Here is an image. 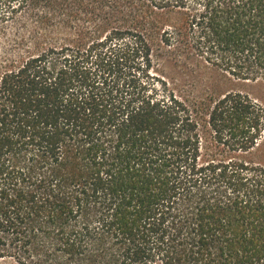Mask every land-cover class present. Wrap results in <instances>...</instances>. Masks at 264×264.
Returning <instances> with one entry per match:
<instances>
[{
	"label": "trees",
	"instance_id": "1",
	"mask_svg": "<svg viewBox=\"0 0 264 264\" xmlns=\"http://www.w3.org/2000/svg\"><path fill=\"white\" fill-rule=\"evenodd\" d=\"M0 36L1 261L264 264V0H0Z\"/></svg>",
	"mask_w": 264,
	"mask_h": 264
},
{
	"label": "rangeland",
	"instance_id": "2",
	"mask_svg": "<svg viewBox=\"0 0 264 264\" xmlns=\"http://www.w3.org/2000/svg\"><path fill=\"white\" fill-rule=\"evenodd\" d=\"M3 43H4V40H2V38L0 36V46ZM150 74H152L156 78L166 77L169 80H171V78L175 79V77H176L172 68H169L167 66L165 68L158 67L156 62H154L153 67L150 69ZM0 264H9V263H6V262H3V261L0 260Z\"/></svg>",
	"mask_w": 264,
	"mask_h": 264
}]
</instances>
